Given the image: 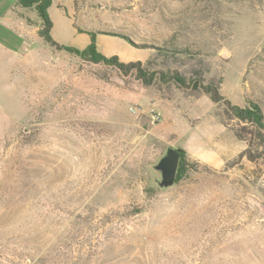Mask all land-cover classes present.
I'll use <instances>...</instances> for the list:
<instances>
[{"label": "rangeland", "instance_id": "obj_1", "mask_svg": "<svg viewBox=\"0 0 264 264\" xmlns=\"http://www.w3.org/2000/svg\"><path fill=\"white\" fill-rule=\"evenodd\" d=\"M48 14L59 44L93 31L156 78L51 48L32 8L0 0V264H264V156L234 164L238 121L189 87L264 115V0H51ZM169 148L188 169L161 187Z\"/></svg>", "mask_w": 264, "mask_h": 264}, {"label": "trees", "instance_id": "obj_2", "mask_svg": "<svg viewBox=\"0 0 264 264\" xmlns=\"http://www.w3.org/2000/svg\"><path fill=\"white\" fill-rule=\"evenodd\" d=\"M14 1L23 8H32L37 13L40 18V25L37 30L38 35L49 47L74 54L85 62L113 67L124 75L133 74L136 79L140 80L145 85L152 84L156 78V72L148 71L139 60L123 62L119 60L117 55L105 56L102 54L96 46V33L93 31H81L77 29L78 32H86L90 38L89 43L82 49L59 44L51 36L53 24L48 14L51 0ZM119 37L126 42L135 45L129 38L125 36ZM173 79L182 87L187 88L189 85L186 83L185 79L178 74H175ZM189 87L207 94L213 103L222 106L223 114L225 116L238 121L239 126L231 128V130L239 141L245 143V148L238 153L236 161L233 162L234 164L242 157H246L248 161L253 162L259 157L264 156V115L257 103L249 102L247 106L233 104L219 92L217 85L211 82L207 84L193 82ZM220 121L224 125L223 119L220 118ZM176 150L179 153V162L174 183L177 182L185 173L186 169H188L185 151L182 149Z\"/></svg>", "mask_w": 264, "mask_h": 264}, {"label": "water", "instance_id": "obj_3", "mask_svg": "<svg viewBox=\"0 0 264 264\" xmlns=\"http://www.w3.org/2000/svg\"><path fill=\"white\" fill-rule=\"evenodd\" d=\"M179 162V153L176 149H167L165 155L156 164V169L161 171V179L158 185L161 187L171 186L175 180V174Z\"/></svg>", "mask_w": 264, "mask_h": 264}, {"label": "built area", "instance_id": "obj_4", "mask_svg": "<svg viewBox=\"0 0 264 264\" xmlns=\"http://www.w3.org/2000/svg\"><path fill=\"white\" fill-rule=\"evenodd\" d=\"M151 116L153 120H159L160 114L158 112H155L154 110H151Z\"/></svg>", "mask_w": 264, "mask_h": 264}, {"label": "flooded vegetation", "instance_id": "obj_5", "mask_svg": "<svg viewBox=\"0 0 264 264\" xmlns=\"http://www.w3.org/2000/svg\"><path fill=\"white\" fill-rule=\"evenodd\" d=\"M159 171V170H158ZM160 172V175H161V171H159Z\"/></svg>", "mask_w": 264, "mask_h": 264}]
</instances>
